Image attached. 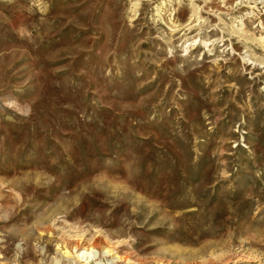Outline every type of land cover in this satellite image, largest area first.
I'll list each match as a JSON object with an SVG mask.
<instances>
[{
    "label": "rangeland",
    "instance_id": "obj_1",
    "mask_svg": "<svg viewBox=\"0 0 264 264\" xmlns=\"http://www.w3.org/2000/svg\"><path fill=\"white\" fill-rule=\"evenodd\" d=\"M0 264H264V0H0Z\"/></svg>",
    "mask_w": 264,
    "mask_h": 264
},
{
    "label": "bare ground",
    "instance_id": "obj_2",
    "mask_svg": "<svg viewBox=\"0 0 264 264\" xmlns=\"http://www.w3.org/2000/svg\"><path fill=\"white\" fill-rule=\"evenodd\" d=\"M109 253V250L106 249L105 251L102 252L103 256L108 254ZM81 255H85L87 256V258H96L99 256V252L97 250H94V249H90V250H84Z\"/></svg>",
    "mask_w": 264,
    "mask_h": 264
}]
</instances>
